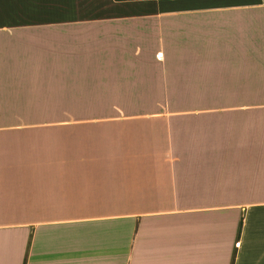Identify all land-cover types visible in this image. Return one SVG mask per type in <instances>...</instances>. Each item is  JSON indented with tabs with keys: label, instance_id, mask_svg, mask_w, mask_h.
<instances>
[{
	"label": "crops",
	"instance_id": "1",
	"mask_svg": "<svg viewBox=\"0 0 264 264\" xmlns=\"http://www.w3.org/2000/svg\"><path fill=\"white\" fill-rule=\"evenodd\" d=\"M0 264H264V0H0Z\"/></svg>",
	"mask_w": 264,
	"mask_h": 264
},
{
	"label": "rangeland",
	"instance_id": "2",
	"mask_svg": "<svg viewBox=\"0 0 264 264\" xmlns=\"http://www.w3.org/2000/svg\"><path fill=\"white\" fill-rule=\"evenodd\" d=\"M255 98V101H258V97H254Z\"/></svg>",
	"mask_w": 264,
	"mask_h": 264
},
{
	"label": "built area",
	"instance_id": "3",
	"mask_svg": "<svg viewBox=\"0 0 264 264\" xmlns=\"http://www.w3.org/2000/svg\"><path fill=\"white\" fill-rule=\"evenodd\" d=\"M237 245H239V244H237Z\"/></svg>",
	"mask_w": 264,
	"mask_h": 264
}]
</instances>
